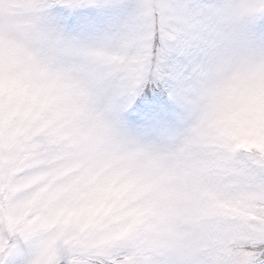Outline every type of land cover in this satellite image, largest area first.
<instances>
[{"label":"snow or ice","instance_id":"1","mask_svg":"<svg viewBox=\"0 0 264 264\" xmlns=\"http://www.w3.org/2000/svg\"><path fill=\"white\" fill-rule=\"evenodd\" d=\"M0 264H264V0H0Z\"/></svg>","mask_w":264,"mask_h":264}]
</instances>
